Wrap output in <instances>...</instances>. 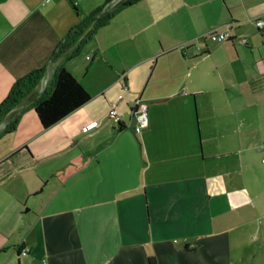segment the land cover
I'll use <instances>...</instances> for the list:
<instances>
[{
	"label": "crops",
	"instance_id": "obj_1",
	"mask_svg": "<svg viewBox=\"0 0 264 264\" xmlns=\"http://www.w3.org/2000/svg\"><path fill=\"white\" fill-rule=\"evenodd\" d=\"M109 4L0 0V103L45 70L0 135V264H264V34L252 23L264 0L116 5L54 57ZM227 25L231 40L206 43L205 55L178 50ZM58 66L90 100L42 129L31 104ZM137 99L148 106L139 135Z\"/></svg>",
	"mask_w": 264,
	"mask_h": 264
},
{
	"label": "trees",
	"instance_id": "obj_2",
	"mask_svg": "<svg viewBox=\"0 0 264 264\" xmlns=\"http://www.w3.org/2000/svg\"><path fill=\"white\" fill-rule=\"evenodd\" d=\"M113 0H108V3ZM137 0H126L119 4L128 6ZM102 9H98L91 15L83 19L76 27L71 29L58 47L54 57L67 51L73 45H80L89 40L95 28L104 25L112 17V13H107L93 21ZM87 32V33H86ZM76 51L71 56L75 55ZM45 70L40 68L26 74L16 80L11 87L6 98L0 103V124L6 121L5 128L1 134H8L14 131L18 119L20 118L21 105L24 101L32 99L36 88L40 84ZM90 100V96L82 86L70 75L63 66H58L55 70L54 79L47 93L36 99L31 107L40 123L42 129H48L61 121L63 118L84 106ZM152 264V263H151Z\"/></svg>",
	"mask_w": 264,
	"mask_h": 264
},
{
	"label": "built area",
	"instance_id": "obj_3",
	"mask_svg": "<svg viewBox=\"0 0 264 264\" xmlns=\"http://www.w3.org/2000/svg\"><path fill=\"white\" fill-rule=\"evenodd\" d=\"M126 0H113L110 2L108 6L114 7L123 3ZM255 28L258 32L264 34V15L260 17H256L252 20ZM231 40V34L229 26H224L222 28L213 29L200 37L190 41L183 43L178 46V50L180 52H184L185 50L192 48L196 52L197 56H203L207 53L206 43L209 44H219L224 43ZM242 44H245V40L240 41ZM89 59V58H88ZM108 118L115 122H120L122 118L121 112L118 110L117 106H112L107 113ZM134 126L133 131L136 135L141 134V132L148 126V106L146 103L142 102L140 99H137L134 102L133 112H132ZM97 123L93 122L82 129V132H87L92 128L96 127ZM262 149H264V143L262 144ZM29 253L28 248H22L18 251V255L20 257H26Z\"/></svg>",
	"mask_w": 264,
	"mask_h": 264
},
{
	"label": "water",
	"instance_id": "obj_4",
	"mask_svg": "<svg viewBox=\"0 0 264 264\" xmlns=\"http://www.w3.org/2000/svg\"><path fill=\"white\" fill-rule=\"evenodd\" d=\"M110 11V6H107L105 7L98 15H96L94 18H93V21H97L99 18H101L103 15L109 13Z\"/></svg>",
	"mask_w": 264,
	"mask_h": 264
}]
</instances>
